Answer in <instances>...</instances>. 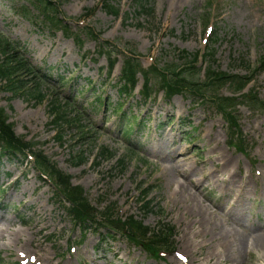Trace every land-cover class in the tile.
Instances as JSON below:
<instances>
[{
  "label": "rangeland",
  "instance_id": "1",
  "mask_svg": "<svg viewBox=\"0 0 264 264\" xmlns=\"http://www.w3.org/2000/svg\"><path fill=\"white\" fill-rule=\"evenodd\" d=\"M55 1L80 35L81 48L40 19L36 6L0 0V33L20 41L40 73L51 75L44 77L42 101L29 91L14 93L0 81V106L17 135L36 142L57 169L83 188L98 215L109 207L116 216L150 228L164 219L176 235L169 248L155 247L158 257L149 251L152 244L135 243L122 226L119 234L107 233L93 221L83 226L34 168L33 158L0 154V214L5 215L0 230L7 231L0 239V264H32L30 257L38 259L40 253L53 264H264V244L256 247L246 234L244 240L238 238L247 230L223 214L236 216L243 207L246 226L264 223V109L239 98L235 118L245 137L244 150L239 151L232 145L235 135L228 116L213 101L169 97L154 76L146 98L141 74L135 90L125 94L118 87L126 57L137 58L145 68L167 67L182 64V50L205 54L212 45L215 68L252 78L247 96L258 94L264 102V0H150L154 18L138 12L136 0H112L118 17L99 0ZM21 5L28 7L31 20L18 13ZM208 23L215 28L209 45ZM99 41L112 44L119 58L113 74L107 73L109 61L100 55ZM205 67L204 56L196 69L200 79ZM25 79L29 86L32 77ZM234 89L226 84L221 95L232 96ZM58 105L64 115L54 122ZM164 146L174 149L173 154L187 150V160L162 159ZM220 154L231 157L227 167L224 158L215 159ZM171 163L185 170L188 180L177 175ZM218 164L219 172L207 175ZM145 189L153 202L151 212L143 208ZM230 189L242 191L238 201L229 198Z\"/></svg>",
  "mask_w": 264,
  "mask_h": 264
},
{
  "label": "trees",
  "instance_id": "2",
  "mask_svg": "<svg viewBox=\"0 0 264 264\" xmlns=\"http://www.w3.org/2000/svg\"><path fill=\"white\" fill-rule=\"evenodd\" d=\"M47 4L51 5L52 3L49 2ZM103 4L109 13H114L115 15H118V11L114 9L110 4V0H103ZM138 5L144 8V4L141 1L140 3L138 2ZM59 23H61V21H59ZM210 56L212 57L213 54H211ZM197 58H198L197 55H195L193 57V60L189 61L188 62L189 64L186 65L185 67L175 66L174 69L169 73V76H166V78H164L163 74H159L161 79L167 80L165 81L166 83H164V86H168L171 89H175L177 91L187 89L189 87V85L187 84L188 77L184 75V72L186 70H191L194 68L192 63L195 64L197 62ZM114 64H115V60L111 59V67H113ZM139 66L140 65L138 63H135L133 59H127L124 62V66L122 70V76H123L121 83L122 87L123 86L130 88L135 87L137 83L136 81L137 74L140 71ZM151 70H156V68L152 67ZM22 73L35 75L34 74L35 70L33 65L26 58L23 52V48L18 42H15L9 39L8 37H5L2 34H0V79L5 82V86L7 88L11 89L12 91H15L21 88V85H24V83L22 82L23 79L20 76ZM207 73L208 74L206 78L210 86H214L215 83L222 82L225 80H226L225 83H232L235 81L229 79L230 77H227L225 74L219 75L215 73L214 70L211 71L209 69ZM145 74L147 75L148 73ZM38 80L41 81L39 78ZM35 84L37 85L38 83ZM193 84H195L197 87L199 86L198 82ZM244 87L245 86L241 87V90H243ZM213 89L217 90L216 87H213ZM36 92L38 93L39 97H42L40 92H38L37 90ZM225 100H230V99L227 98ZM59 117H61V114H59L58 117H56V121L58 120ZM7 121H8L7 114L5 113L3 108H0V143H1L0 145H4L3 147L4 152L19 154V150H21L22 152V149L23 148L25 149V146L26 148L27 147L30 148L32 145L30 143L26 144L22 139L18 138L13 132V125L11 123H8ZM35 159H36V163L43 171H49V170H51L52 172L54 171V167L51 165L50 161L40 152H38L35 155ZM62 177H63L62 174H58L57 183L60 187H62L63 193L72 201V199L69 196V193L72 190L69 181L70 177L65 176L66 179L65 181H62ZM74 196L76 197V200L73 201L77 202L79 200L78 193H74ZM145 204L146 206H149V202H146ZM78 205L82 209V213H84V215H88L90 213V209L84 202ZM159 233H160V239L163 240L165 237V232L163 231V229H161L159 230Z\"/></svg>",
  "mask_w": 264,
  "mask_h": 264
},
{
  "label": "bare ground",
  "instance_id": "3",
  "mask_svg": "<svg viewBox=\"0 0 264 264\" xmlns=\"http://www.w3.org/2000/svg\"><path fill=\"white\" fill-rule=\"evenodd\" d=\"M173 4H176V3H173ZM172 141L173 140H170V145H172L173 143H172ZM215 141H217V140H215ZM168 143H166L165 145H167ZM164 148H165V150H164V152H162V153H159L160 154V156L162 157V159H164V160H167V159H169V157L171 156V160L173 159H178L179 157L180 158H182V157H184L183 159H185V160H187V150L185 151V150H183V151H176V153L175 154H173V150L170 148V146H164ZM175 151V150H174ZM157 153V152H156ZM156 153H153V155H155V156H157V154ZM183 153L186 155V156H181V155H183ZM162 154V155H161ZM224 158V155L223 154H220V155H218V156H216V158L215 159H218V160H221V159H223ZM231 163V157H229V156H226L225 158H224V162H223V166H225V167H227V165H229ZM171 165H172V167L174 168V170L176 171V173H177V175H181V176H183V180H188V177H186L185 175H187V173H186V171L185 170H182V169H180V167L179 166H174V164L173 163H171ZM219 168H220V164H218V165H215V170H211L207 175H215V174H217L218 172H219ZM204 178H205V176H204ZM180 184H183L184 182L183 181H181V182H179ZM228 183V182H227ZM241 185V184H240ZM242 186V191H243V185H241ZM242 191L240 192V190H229L228 192H227V195L229 196V198H235V197H237V201H238V199H239V197H240V194L242 193ZM216 211V210H215ZM214 211V212H215ZM223 214L225 215V216H229V218H230V221H231V223L232 224H235V225H237V226H239V227H241V228H244V229H246L247 230V232H242L241 234L240 233H238L237 234V236H238V238H240L241 240H244V236H243V234H246V236L247 237H251L252 239H253V243L255 244V246L256 247H261L263 244H264V223H259L257 226L256 225H253V224H251L250 225V227L249 226H246L245 224H244V221H242V217L244 216V215H246V209L245 208H243V207H241L238 211H236V216L235 215H233L230 211L229 212H226V213H224L223 212ZM4 214L3 213H1L0 214V219H3L4 218ZM42 231V229H38L37 230V233H40ZM5 233H7V231H5V230H0V239H3V238H5V236H6V234ZM195 235H197L198 233H194ZM8 235H16L17 236V233H15V232H10V233H8ZM13 239V238H12ZM243 242H245V241H242V243ZM241 243V242H240ZM31 244V243H30ZM38 246H40L41 247V243L40 244H38ZM244 246H245V243H244ZM24 248V247H23ZM43 251H44V249H43ZM88 257L89 258H91V256L90 255H88ZM40 259H42V261H40ZM92 259V258H91ZM53 259H51V258H49L48 256H46V253H40L39 254V258H38V262H39V264H53Z\"/></svg>",
  "mask_w": 264,
  "mask_h": 264
}]
</instances>
